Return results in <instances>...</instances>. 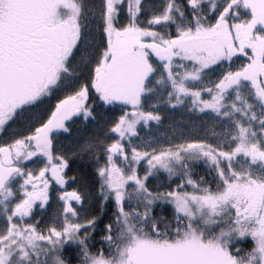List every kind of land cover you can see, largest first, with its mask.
I'll list each match as a JSON object with an SVG mask.
<instances>
[{"label": "snow or ice", "instance_id": "6c2138e0", "mask_svg": "<svg viewBox=\"0 0 264 264\" xmlns=\"http://www.w3.org/2000/svg\"><path fill=\"white\" fill-rule=\"evenodd\" d=\"M0 264H264V0H0Z\"/></svg>", "mask_w": 264, "mask_h": 264}]
</instances>
